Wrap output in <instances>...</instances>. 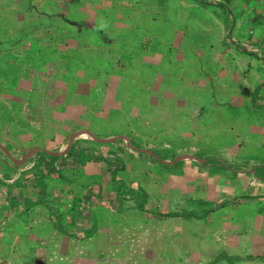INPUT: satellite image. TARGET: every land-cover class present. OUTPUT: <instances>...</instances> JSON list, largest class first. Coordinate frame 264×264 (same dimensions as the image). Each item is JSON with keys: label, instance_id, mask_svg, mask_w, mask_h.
I'll list each match as a JSON object with an SVG mask.
<instances>
[{"label": "rangeland", "instance_id": "obj_1", "mask_svg": "<svg viewBox=\"0 0 264 264\" xmlns=\"http://www.w3.org/2000/svg\"><path fill=\"white\" fill-rule=\"evenodd\" d=\"M52 1H55V5L60 3L59 0ZM61 1L63 3L62 11L70 13L73 10L72 2L70 0ZM224 5L223 3L222 6ZM212 8L208 12V16L202 12L193 13L191 16L188 13L187 15L178 13L172 14L168 20L164 16L159 21L155 20V15L152 13L149 16L154 20H151L149 24H141V28L136 27L130 31L115 26L111 29V36L106 38L112 44L106 46L105 49L116 48L117 52L111 53L115 56L111 57V60L115 64L118 62V66L119 64L122 65L123 70L127 69L126 78L128 80H135L134 73L137 69L140 70L147 65L146 72L150 74V79L145 81L144 85L142 84L144 95L160 97L156 99L159 103H157L158 107L154 111L149 110L144 113L140 109L135 111L141 125L145 126L144 130L138 131L133 127V122H130L132 123V133H129L131 130H122V135L128 136L132 145L153 151L158 149L159 154L164 152L166 159L169 160H173L181 154L197 155V153H204L208 156L214 154L230 163L232 168L242 169L240 159L237 157L239 154L237 149L248 150L250 154H258L259 152L255 146L256 142L252 143V140L249 139L247 141L243 136V132H245L250 139L253 138L247 132L246 127L241 126L240 122L244 121L245 125V117L248 115L250 120L253 119L252 126L256 129L260 128L255 123L262 126L264 133V105L259 104L250 110L254 114L262 113V118L245 114L246 110L249 109H237V123L231 119L235 116L236 111L230 109V104L227 105L229 108L219 105L217 108L219 111L202 110L199 106L202 103L212 101L214 98H221L225 102L229 101L230 93L238 91L243 95L241 102L245 107L246 102L252 96L251 93H255V87L257 88L260 83H264V76H262L264 74V60L250 55V60L247 62L245 60L247 55L241 53L240 46H237V49L231 46L233 41L236 44L244 43L242 45L246 50L257 52L264 59L262 36L264 34V8L259 7L261 13L252 16L253 20L250 22L247 19L251 14H237L236 11L239 9H230L231 15H228L226 19H231L232 23L224 22V28L218 26V28H222L221 36L218 34L220 29L217 30L216 25L212 26V21L219 23L218 21L222 20V16L217 15V13H223L222 8L225 10V7L212 6ZM11 13L13 12L11 11ZM9 15L10 18L13 16V14ZM66 15L57 12V18H59L57 20V27H59L57 34L54 30L42 29L37 26L35 29H30L33 24L30 28H26L28 32L30 31L29 36L34 35L43 41L39 47L40 51H43L45 46L50 47V56H47V59L44 53L32 45V41L23 39V37L27 39V33L22 35L23 30L18 28L13 30L0 29V55L6 51L12 57H17L14 66L10 61L0 60V113L4 109L3 104H6V101L8 104V101H12L13 96H17L19 98L18 103L25 107V113H28L31 122L42 128L43 132L40 133L42 138L53 133L52 131L62 128L60 126L62 118L57 117L53 110L59 92L64 91V87L60 85L59 81L63 79L61 77L69 67L68 58L63 55L62 49L68 50V54H73L78 59V57L82 58L85 55L90 56L89 48L97 46L96 44L93 45L94 39L85 31H76L78 25L73 24L72 29L68 28L64 23L72 26L67 22V19L72 17ZM160 16L158 15L157 19ZM19 17L21 18L22 14ZM205 18L209 19L206 23L201 21ZM235 18L242 20V23L237 25ZM167 22L168 24H166ZM62 24L65 27H62ZM0 26L4 25L1 24ZM232 37H236L237 40H232ZM54 38L57 45L52 42ZM227 38L228 40H226ZM253 38L258 40L254 41ZM3 41L11 42L8 48L3 47ZM18 41L21 44H18ZM136 41L140 42L136 43ZM246 41L248 42L245 45ZM141 42H143L142 45L150 43V48L146 52L141 51L140 47L137 46ZM157 44L160 46L154 49ZM114 48L112 49L114 50ZM106 54H110V52L104 50L103 56ZM129 55L136 62L132 61L128 64ZM252 58L254 59L252 60ZM11 64L12 66H10ZM13 67L14 70L12 71H18L17 73L11 72ZM218 69L219 71H217ZM165 76L168 81L164 79ZM25 79L33 87L29 89V92H23V87L20 85L21 82L25 83ZM107 83H109L107 89L101 88V93H104V95L101 94V98H105L106 101L107 97L109 99V96L115 95L117 91L115 89L121 86L120 82L118 85L117 82L114 83L112 78ZM137 84L139 85L138 82ZM124 86L127 88L129 84ZM263 89L264 86L261 87L258 96L260 103L263 102L264 98ZM203 92L204 94L201 95ZM60 95L59 97H62ZM171 95H175L176 100L182 99L179 102L185 105L183 114L186 116L181 120L180 125L176 126L177 128L170 126L171 122H168L167 125L166 121L169 114H167L166 109H163L164 102L160 103L162 102L160 99H166ZM29 99L35 102L34 115L31 114L32 103ZM79 101L80 98L77 97V105H79ZM123 101L124 98L112 100L118 105L122 104ZM138 101L140 102L139 98ZM149 105L153 106V103L149 102ZM170 105H172L171 100ZM84 108L85 105L82 108L79 107L77 113L71 111V113L64 115H69L70 118L76 115L78 117V113L82 114ZM50 110L53 115L50 114ZM13 113L15 114L17 111ZM6 117H9V114ZM233 118L235 119V117ZM79 120L82 121L81 118ZM230 120L232 121L231 124H229ZM249 122L252 123V121ZM91 127L93 128V126ZM78 128L80 129V127ZM155 128L163 129L159 132L160 139L157 141L153 140ZM86 130H89V127ZM169 133L173 135V142L163 139V136ZM263 133L259 131V136H255L262 143H264ZM21 136L13 131L12 125L6 120L0 127V145L5 146L6 141L13 143L15 141L14 148L21 144L27 147L28 138L22 134ZM17 137L20 141L17 140ZM131 139L133 140L131 141ZM259 139L257 140L259 141ZM75 141L72 142V145ZM42 142L46 146V140ZM261 142L259 141L260 145H262ZM66 144L67 141L63 144L62 149ZM88 144L90 145L88 146V150L90 149L87 154L88 157L94 154L99 160H95V157L92 158V161L95 160L96 162L95 168H99L103 172V183L108 187L103 192V199L109 203V207L103 212L100 211L103 215H101L102 220L99 223V233L95 237L66 238L57 229V253L45 254V258L42 259L46 264H203L215 259L222 250L232 256L241 255L243 258L252 259L249 257L252 247L251 239L246 232L255 230L258 226L260 228V221L264 217V198H262V195L264 196V183L258 181L255 176L247 173H239L234 176L230 170L232 168L203 166L201 162L186 159L183 160L185 162L182 164L180 162L176 166L165 167L166 173L170 174L168 178L166 174L165 178L162 177L161 170L153 169V166L158 164L149 157L151 156L150 153H137L124 139L114 143H105L107 145L89 142ZM22 148L24 149V147ZM11 152L19 157L23 154L18 153L16 149ZM123 155L128 156L125 160L131 165L129 172L124 174L125 180L122 175L115 173L114 177L112 173L114 169L120 170L123 167L122 163L125 160L123 159L122 163L118 161ZM5 156L8 155L0 147V159L8 160ZM35 157L37 156L35 155L31 159L34 160ZM243 160L248 161L246 158ZM259 160L261 159L259 158ZM110 161L111 165L108 164ZM255 161L250 160L247 166L254 167L263 162ZM83 162L85 163L84 160ZM136 164L142 168H132V165L136 166ZM101 165L105 166L106 169L103 170ZM147 174L152 179H145L149 178L146 176ZM138 175H142V178L145 176L144 181L141 180L139 184H143V187L147 188V197L151 196L152 203L148 204V207L152 212L133 211L130 217L128 213L120 210L125 206L122 205V198L118 196V191L120 184H122L120 181L124 182L123 185H129L126 186L127 189L135 188L139 191V185L129 184L131 178H138ZM1 178L3 177L0 175ZM241 194L249 197L235 198ZM137 197H139V201L146 198L141 193ZM208 199L213 204L203 205V200ZM210 205L213 208H222L210 214ZM166 212H179L184 215L195 216L191 217L193 222H190L192 220L187 217H182L179 219L182 221L179 224L178 220L170 219L172 217L165 218ZM202 217L204 219L198 220ZM213 219H215L214 222ZM256 221L259 222V225ZM198 230L205 231V233H201L197 237L195 234L199 233ZM207 232L209 234H206ZM213 234L215 240L211 239ZM221 259H224L223 255ZM31 260L33 264H36L39 259L35 260L31 257ZM257 261L264 263V258L263 261Z\"/></svg>", "mask_w": 264, "mask_h": 264}, {"label": "crops", "instance_id": "obj_2", "mask_svg": "<svg viewBox=\"0 0 264 264\" xmlns=\"http://www.w3.org/2000/svg\"><path fill=\"white\" fill-rule=\"evenodd\" d=\"M59 1L60 3H57L55 5V1L52 0H0V25L1 24L4 25V26H0V29L13 30L15 28H18L21 31L23 30L24 31L23 33L25 34L27 33L28 41L29 40L31 41L29 37H33V35L29 36L30 31L28 32L27 30L28 28L31 27V24H33V26L30 29H35V27L37 26L38 28H42V29H49L52 31L54 30L55 34H57V29L59 28L57 27V20L59 19L57 18L58 17L57 12H58L60 14H67L66 16L70 15V17H72L76 23H79L81 27L83 26V28L85 27L87 29L91 28L94 30H101L100 33L102 34V36L99 38L94 36V34H87V35H90L94 39L93 45L96 44L97 46H100L102 43H105V46H110L112 42H110V40L106 38L111 36L112 33L111 29L113 27L119 26L120 29L127 31L133 30L136 27L141 28V24L144 23L149 24L151 20H154L152 17L149 16V14L151 15L152 13L153 15H155L156 18L155 20L159 21V19H161L164 16L166 17V20H168V18L170 19L172 14L175 15L178 13H182L187 15L188 13L191 16L193 13L199 14L202 12L203 14L207 15L208 12H210L212 6H216L217 8L225 7V10L222 8L223 13L221 12L217 13V15L220 14V16H222L221 17L222 20L218 21L221 24L217 23L216 21H212V26L216 25L217 28L218 26H222V28H224L223 27L225 26L224 22L232 23L231 19L229 20L226 19L228 15H231L230 9L231 10L239 9L238 11H236L237 14H242V13L251 14L250 17L247 19L250 22L253 20L252 16L259 15V13H261L259 11V7L262 6L264 8V0H70L72 2L71 6H73V10L71 12L73 13H71L70 11H69L70 13H64L61 8L63 6V3L61 0ZM223 3L225 4L224 6H222ZM11 11L13 13H11ZM9 14H13V16L10 18ZM20 14H22L21 18L19 17ZM137 14H139V16H137ZM158 15L161 16L157 19ZM201 21L206 23L209 21V19L205 18L204 20ZM235 23L237 25L238 23L241 24L242 20L235 18ZM64 24H66V26L68 28L70 27L71 29L74 27V25L72 24H71L72 26H69L66 22ZM166 24H168V22ZM63 26L65 27V25L62 24V27ZM78 27H76V31H78ZM222 28L217 29V30L220 29L219 33L217 31L219 35L221 34L220 32ZM153 29L155 30V28ZM105 31L107 32L106 34ZM262 36L264 40V34ZM53 40H54L52 41L53 44L57 45L56 39L54 38ZM226 40H228V38ZM232 40H237V39L236 37H232ZM253 40L256 41L258 39L253 38ZM139 42L136 41V43ZM247 42L248 41L245 42V45L247 44ZM37 43H40L42 45L43 41H41V39H37ZM142 43L143 42H141L140 45H142ZM86 44L89 43L86 42ZM242 44L244 45V43ZM242 44L240 43V45ZM263 51H264V47H263ZM245 58L246 61L250 60V58L248 57ZM219 69L217 71H219ZM262 76H264V74ZM59 83L61 86L64 87V91L61 90V92H59L53 110L57 114V117L62 118L61 119L62 122L60 124L62 128L58 130L56 127L57 131L55 130L52 131L53 133H51L47 137L45 135V138H42V135L40 134L43 132L42 128L37 127L36 123L31 122L28 113H25V107L18 103L19 98H17V96H13V98H11L12 101L11 102L8 101V104L7 101L6 104L1 103L4 105L3 106L4 109L0 113V127L6 120L10 125H12L13 131H16V133L20 134V136L22 134L28 138L26 142L28 143L26 144L27 147L21 144L18 145L19 147L15 146L14 148L15 145L14 143H16L15 141L14 143L11 141H6L5 142L6 144L4 145L8 147L10 152L16 149L18 153H23V154H25L26 152L30 151L35 147H39L40 150L33 155V156L35 155L37 156L35 157L34 160L30 158V161L22 166H15L18 164L10 160L8 156H5L6 158L8 157L7 158L8 160L0 159V175L3 177L0 179V264H33L31 257L32 259L34 258L35 260L37 258L39 259L36 264H46V262L42 259L45 258V254L57 253V229L60 230V228L63 227V224L65 226L64 228L67 227V229L69 230L73 229L77 224L76 216L78 212L83 210L84 207L86 208L87 206H90L91 204L90 202H92L95 199L94 198L95 195H97L104 201L103 192L108 187L106 184L103 183L104 181L102 175L103 172L101 171V169L95 168V164H96L95 160L97 161L99 160L96 156H94V154L93 156L95 157V160L91 162H86L87 164L81 168V165L78 164L79 162L78 159L76 157L67 155L68 152L64 155H54L49 152V151L63 150L62 149L63 144L65 143V141L68 142L69 136L72 133L79 131H86V129H81V128L79 129L78 125L79 122H81V120L79 119L80 118L83 119L85 112L87 111V105L82 103V101L78 102L79 105H77V97L75 95L77 94V90L68 99L66 97V93L70 94V91L65 86L66 85L65 81L61 79ZM20 85L21 87H23L24 90L23 92H29L30 91L29 89L33 88L31 85H29L27 79H25V83L21 82ZM203 94L204 92L201 95ZM251 94L252 96L250 97V100L246 102L245 107L241 102V100L243 99V95L238 93V91H235L234 93H230L229 101L225 102V100H221V98L217 99L213 97L214 99L212 101H209L208 103L207 102L202 103L200 104L201 106L199 107L202 110L208 109L213 111H219L217 109L219 105L220 106L224 105L227 108H229L227 105L230 104V109L236 111L235 116H233L235 117V119L233 117L231 118L234 120L235 123H237L238 121L237 109H243V108L249 109L246 110L245 114L246 113L252 114L254 115V117L256 116V118H262L263 117L262 113L254 114L250 111L253 108H255V105L253 104L252 101L254 92ZM59 95L62 97H59ZM209 96L211 97V95ZM170 100L172 102V105H170ZM180 100L182 99L176 100L175 95L174 96L171 95L166 99H160V101H162L160 103L164 102L163 109H166L167 114H169L166 123L168 125L171 122L170 126H173L174 128H177L176 126H179L180 123L182 122L181 120H183V118L186 116L183 114L185 105L179 102ZM29 101L32 103L31 114L34 115V111L36 107L35 102H32L30 99ZM262 101L263 102L260 103V101L257 99V104L264 105V98ZM157 103L159 102L156 100L153 104L154 106L156 105L155 106L156 109L158 107ZM16 105H19L20 108H18ZM83 105H85L84 108L85 110L82 114L78 113L79 119L77 115L71 118L69 115L67 116L64 115L69 112L71 113V111H76L77 113L79 107L82 108ZM19 109H22L20 113L22 116L21 117L22 124L19 123L20 122L19 120L20 114L18 112ZM174 110H176V113H174ZM14 111H17V113L14 114L13 113ZM7 114H9V117H6ZM50 114L53 115V112L51 111ZM170 117H172V119H170ZM245 121H246L245 125H244V121L240 122L241 126H245L246 129L248 130L247 132H249V134L253 138L250 139L248 137L249 135H247L245 132H243V136H245L247 141L252 140V143L256 142L255 146L259 153L250 154L248 153V150H243L242 148L237 149V152L239 153L237 157H239L240 159V164L242 165L241 167L242 169L232 168L230 170L232 171L234 176H237L239 173H244V174L247 173L255 176L258 179V181L264 183V179H263L264 173H262L263 175L259 177L254 173V171H252V168L255 169L262 168L261 170H264V147H263L264 143H262L259 138H255V136H259L258 134L259 131L263 133L262 131L263 127L255 123V125L258 126L260 129L254 128V126H252V124L254 123L253 119L250 120V117L248 115H246ZM249 121H252V123L250 124ZM231 123L232 121L230 120L229 124ZM250 126H252L251 129ZM183 128L185 127L183 126ZM255 130L257 131L255 132ZM154 134L155 135L153 136V140L157 141L158 139H160V133L158 130H156ZM169 134H170L169 139H167L166 136H163V139L173 142L174 141L173 140L174 138L172 137L173 135L171 133ZM257 139H259L262 145L259 144V141ZM17 140H19L18 137ZM44 140H46L47 143L46 146L43 145L44 142L42 141ZM76 143L77 142L75 141L74 144ZM29 146L31 148H28ZM130 146H132V144ZM22 147H24V149ZM132 148H134V145L132 146ZM139 148L143 149L141 147ZM89 150L87 149L86 152L84 151L85 152L84 156H86ZM134 151H136L139 154L143 152L141 150H136V148H134ZM156 152H159L158 149ZM181 155H185V154H181ZM15 157L19 158V156L16 155ZM120 157L121 158L118 159V161L122 163L123 159L125 160L128 156L123 155ZM149 157L152 160H154L151 156ZM243 158L248 159V161L243 160ZM252 158H254V160H252ZM259 158L261 160H259ZM250 160L254 162H256L255 160H257L258 162L261 161L263 162L258 165L256 164L254 167L253 166L249 167L247 166V164L249 163ZM122 164L123 167L120 170L114 169L112 173L114 174L113 175L114 177L116 174L122 175L125 180L126 176H124V174L126 175L129 172L128 170L131 169V165L127 163V160H125V162H123ZM153 167H154L153 169H157L158 171L161 170L162 177L166 178L165 176L166 174L168 175L167 178L170 177V174L166 173L165 167H159L158 165ZM101 168L103 170L106 169V167L103 165H101ZM132 168L140 169L142 168V166L136 164V166L132 165ZM80 170H83L84 172L82 179L77 177V172H80ZM233 170H238V172H235ZM146 176H148L149 178H145V176L142 178V175H138V178L135 179L131 178L129 184L135 183L136 185H139L138 188L139 191L135 190L134 188L135 191L134 199H129V197L132 195L131 193L132 189H127L129 185H123L124 182L120 181L122 184H120L119 186L118 196H121L120 198H122L121 200L123 202L122 205L137 206L142 203L144 207L145 206L148 207L147 205L152 203L151 196L144 198L142 201H139V197H137V195L140 193L143 196L145 194H148L147 188L143 187V184H139L141 180L144 181V178L152 179V177L149 174H147ZM243 195L245 194L238 195L235 198L243 199V198H247L245 196H248L245 195L244 197H242ZM262 198H264L263 195ZM202 203L203 205L213 204V202L209 199L203 200ZM211 205L209 207L213 208ZM106 208H108V206H102V208L99 207L95 208L96 215L99 218L100 222L102 220L101 215H103L102 213H100V211L102 210L103 212ZM133 211L136 210L130 209L126 213H128V215L131 217ZM213 213L214 211L212 212V214ZM194 216L195 215H187L186 217L192 220ZM57 217L59 221L58 224L59 228H57ZM182 217L185 216H175V217L168 215L165 216V218L178 220L177 222L179 224L182 222L181 220H179ZM202 219H204V217L198 220H202ZM214 221L215 219H213V222ZM190 222H193V220ZM256 223L259 225L258 221H256ZM99 230H100V224H99ZM198 232H199L198 234L197 233L195 234L197 237H199L201 233L203 234L205 233V231H199V230ZM246 233H248L251 239L252 247H251V254L249 255V257H252V259L248 258L249 259L248 260L246 258H243L241 255H237V257H239V260L235 261V263L227 262V260H221L219 262L213 263L214 260H216L220 256V254L229 255L226 251L222 250L218 253L215 259H211L209 262L207 263L205 262L203 264H264L260 261H257V260L263 261L264 258V217H262L260 221V228L258 226L257 228H255V230H248ZM206 234H209V232H207ZM63 237L72 238L65 234H63ZM211 239L215 240L214 234L212 235ZM235 256L236 255H233V257Z\"/></svg>", "mask_w": 264, "mask_h": 264}, {"label": "trees", "instance_id": "obj_3", "mask_svg": "<svg viewBox=\"0 0 264 264\" xmlns=\"http://www.w3.org/2000/svg\"><path fill=\"white\" fill-rule=\"evenodd\" d=\"M67 22L72 24V25L73 24L78 25L79 26L78 31L81 30V31H85L86 34H94V36H96L97 38L102 36V34L100 33L101 30H94L91 28L90 29L83 28V26L81 27V25H79V23H76L75 20L72 18L67 19ZM106 33L107 32L105 31V34ZM23 34L25 35V33L22 32V35ZM228 37H229V35H228ZM29 38L32 41V45L35 46V48H38V51H40L39 47L41 46V44L37 43V39H39V38L35 37L34 35H33V37H29ZM23 39L27 40L25 37H23ZM10 43L11 42L3 41L2 45H4L3 47L8 48V45ZM17 43L19 44L20 41H18ZM104 45H105V43H102L100 46L90 47L89 48L90 53H91L90 56L85 55L82 58L78 57V59L73 54H68V50L62 49V52L64 53L63 55L66 58H68L67 60L69 61V67L67 69V72L62 77L66 83L65 86L70 91V94L66 93V97L69 99L72 96V94H74L77 90V94H75L76 97H79L80 101H82V103L87 105V111L85 112V115H84L82 121L79 122L78 126L82 129H87L89 127V130H86V131L93 132L95 135H97L99 137H110L111 135H115V136L122 135L123 134L122 130H124V129L125 130L126 129L131 130V131H129V133H132V123H130V122H133L134 128H136L138 131H142V130H144L145 126L141 125V123L139 121L140 119L135 115V111L137 109H140L142 113L147 112L149 110L154 111L155 106L149 105V102L154 104L156 99L159 97V96L157 97L155 95L152 97H148V96L144 95L143 85H144L145 81L150 79V74L146 72L147 71V67H146L147 65H145L142 69H140L141 71L137 69V71L135 72L136 69L134 70L135 80H128L126 78V70L127 69L123 70L122 65L119 64V66H118L117 65L118 62L115 64L111 60V57H115L111 53L117 52L116 48L110 47L109 49H105L106 46H104ZM159 46H160L159 44L155 45L154 49H157ZM231 46L236 47V49H237V46H240L241 53L244 55H247L248 58L250 55H252V56H254V58L256 57V58H260L262 61L264 60L257 52L246 50L245 47H243L240 44L234 43V41L231 44ZM139 47H140L141 51L146 52L150 48V43H145L144 45H141ZM112 48H114V50ZM49 49H50V47L45 46L44 50L40 51L41 53L42 52L45 53L46 59L50 56V50ZM104 50L107 52H110V54H106L105 56H103ZM11 58H13V59H11ZM254 58H252V60ZM16 59H17L16 56L12 57L8 53H6V51L2 55H0V60H4L7 62L10 61V63H12L13 66L15 65ZM128 59H129V61H127L128 64L132 61L136 62L134 60V58H132L130 55H129ZM12 64L10 66H12ZM58 69L60 70V68H58ZM12 70H14V67L11 68V72L12 73L18 72V71H12ZM110 78L113 79L114 83L117 82V85L120 82L121 86H118V88L115 89V90H117L116 94L109 96L110 97L109 99L107 97V101H106L105 98H103V99L101 98L102 97L101 94L104 95V93H101V88H104V89L108 88L109 83H107V82H109ZM138 79L141 81H139ZM164 79H166V76ZM137 82L139 83V85L137 84ZM127 84H129V86H127V88H126V86H124V85H127ZM263 86H264V83H260L257 86V88H255V93H254L253 99H252L255 107H257V105H258L257 99L259 96V91H260L261 87H263ZM139 87H140V89H139ZM140 90H143V91H140ZM115 98L117 100H121L122 98H124V101L122 102V104L118 105L117 103L115 104V102L114 103L112 102V100H115ZM138 98L140 99V102L138 101ZM16 106L18 108H20V106H18V105H16ZM21 110L22 109L18 110L19 114L21 113ZM21 117L22 116L20 114L19 115V120H20L19 123L22 124V121H21L22 118ZM170 119H172V117H170ZM91 126H93V128ZM91 128H92V130H90ZM161 129L162 128H157L156 130L161 132ZM148 131H150V130H148ZM151 131H152V129H151ZM164 136H166L167 139L170 138V135H168V134H166ZM119 140H121V139H119ZM132 140L133 139H131V141ZM76 142L77 143L73 145V147L70 149V151H68L67 155H70L72 157H76L79 161L78 164L81 165V168L87 164L86 162H91L92 158L94 157V156L88 157V155H87L88 153L86 154V156H84L86 150L88 149V145H89L88 142L89 143H97L98 145L105 144V143H99L96 141H91L89 139H77ZM105 145H107V144H105ZM134 148H136V150H139V147H137V146L135 147V145H134ZM154 152L157 154V157H161L163 159L167 158L165 156L164 152H161V154H159L160 151L159 152L154 151ZM196 156L203 159V161L201 162V164L203 166L224 167V168H228V169L232 168L230 163L222 160L219 157H216V155H214V154H212L211 156H208L207 154H204V153L203 154L197 153ZM151 157L155 160V162L158 165L164 166V167H171V164H165V163L161 162L156 156H154L152 154H151ZM83 160L85 161V163L83 162ZM29 161H30V159H25L22 163L15 165V166L25 165ZM104 161L107 162V160H104ZM180 162L182 164L185 161L182 160V161H178L177 163H180ZM109 163L111 165V161ZM177 163L172 164V165L176 166ZM261 169L252 168V171H254V173L260 177L261 175H263L262 173H264V170H261ZM233 171L238 172V170H233ZM83 174H84L83 170H80V172H77V177L82 179ZM134 192H135L134 189H132V191H131L132 195L129 197V199L135 198ZM147 196L148 195L145 194L146 198H147ZM244 196L245 195H243L242 197H244ZM245 197H248V196H245ZM94 198L95 199L92 202H90L91 203L90 206H87L86 208L84 207L83 210L78 212V214L76 216L77 224L75 221L76 226L70 230L67 229V227L64 228L65 226H63L62 228H60L61 233L65 234L69 237H72V238L95 237L96 235H98L100 221L96 215L95 208L96 207L102 208V206H108L109 207V204L107 201H103L97 195H95ZM145 201H147V200H145ZM220 208H222V207L211 208V209H209V213H212L213 211L215 212L216 210H218ZM130 209H133L136 211H138V210L143 211L144 210L145 212H149V213L152 212V210L149 207L145 208L142 203L137 205V206H135V205L126 206L125 205V207H122L120 210L128 212V210H130ZM160 214H162V213H160ZM166 215L174 216V217L175 216H185V217L187 216V215H184V214L179 213V212L178 213L177 212H167ZM58 224H59V221H58V217H57V228H59ZM222 255L224 257L223 260H227V262H230V263H235V261L239 260V257H237V256L233 257V256H229L227 254H220V256L216 260H214L213 263L221 261Z\"/></svg>", "mask_w": 264, "mask_h": 264}, {"label": "water", "instance_id": "obj_4", "mask_svg": "<svg viewBox=\"0 0 264 264\" xmlns=\"http://www.w3.org/2000/svg\"><path fill=\"white\" fill-rule=\"evenodd\" d=\"M77 138H85V139H89L91 141H96L99 143H112L115 142L119 139H124L128 142L129 145H131L130 143V138L126 135H117V136H111V137H99L97 135H95L92 132H86V131H79V132H74L69 136L68 142L66 144V146L64 147L63 150H58V151H49L51 154L54 155H64L66 154L72 145V142L74 139ZM0 147H2V149H4V151L6 152V154L8 155V157L17 164L22 163L25 159H30L33 157V155L35 153H37L40 148L39 147H35L33 149H31L30 151L26 152L25 154L21 155V157L17 158L15 157V155H13L9 149L3 145H0ZM139 150L143 151V152H148L154 156L157 157V154L152 151V150H147V149H140ZM161 162L165 163V164H175L178 161H182V160H186V159H193L199 162H202L203 159L199 158L198 156L195 155H190V154H185V155H177L173 160H167V159H163L161 157H157Z\"/></svg>", "mask_w": 264, "mask_h": 264}]
</instances>
